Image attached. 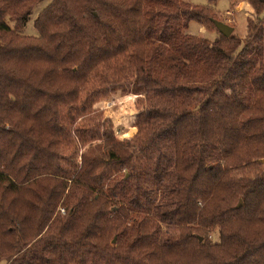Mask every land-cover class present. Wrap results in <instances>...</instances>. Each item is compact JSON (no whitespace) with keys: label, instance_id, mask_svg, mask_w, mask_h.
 <instances>
[{"label":"trees","instance_id":"1","mask_svg":"<svg viewBox=\"0 0 264 264\" xmlns=\"http://www.w3.org/2000/svg\"><path fill=\"white\" fill-rule=\"evenodd\" d=\"M43 1L0 0V264H264V0H236L244 37L219 0H52L23 35ZM129 89L126 161L78 133ZM97 140L99 164L66 163Z\"/></svg>","mask_w":264,"mask_h":264},{"label":"rangeland","instance_id":"2","mask_svg":"<svg viewBox=\"0 0 264 264\" xmlns=\"http://www.w3.org/2000/svg\"><path fill=\"white\" fill-rule=\"evenodd\" d=\"M51 1L52 0H44L33 9L30 16L27 17L25 26L21 31L23 35L33 37L38 36V31L34 26V22L38 18L39 14L51 3ZM184 1L195 5H207V0ZM236 5V0H219L214 9L221 14L222 21L233 28V35L237 37H244L248 30V17L253 16V10L249 11V6H243L238 9L239 5ZM10 25L13 26V23H10ZM186 31L190 34L197 35L211 41H216L219 38L218 31L215 29H207L196 22L190 23ZM140 97L141 94H136L133 89L126 91L119 90L110 98L101 101L95 106V112L97 115L101 114L102 118L96 120L95 123L92 124L91 131H80L78 133V137L79 135L89 137L95 135L96 133L104 135L109 131H112L116 136L117 142L124 144V146L127 147L124 151H119L115 157L124 158L128 161L126 157L133 154L128 146V141H130L137 133V128L134 124L140 114V111L137 110V102ZM76 134L74 133L73 135L77 136ZM100 145H102L101 141H94L85 148H82L77 155L75 147L72 146L65 152L64 157L66 158V163H70L73 159H75L76 163L80 167H83V170L91 169V164L97 165L100 161L97 156H94L91 159V164L89 163L88 165V159H90L91 154L89 151H91V149L95 150ZM135 159L140 161L139 156H136L134 160ZM133 162L137 163L136 161ZM255 173L256 170L254 167L238 172L237 175L239 177H246L254 176ZM60 212L65 214V209L60 208Z\"/></svg>","mask_w":264,"mask_h":264},{"label":"water","instance_id":"3","mask_svg":"<svg viewBox=\"0 0 264 264\" xmlns=\"http://www.w3.org/2000/svg\"><path fill=\"white\" fill-rule=\"evenodd\" d=\"M216 27L219 30V32L226 37H229L233 34V28L225 24L224 22H216ZM261 161L264 162V160H261ZM238 207L239 208L242 207V201H240Z\"/></svg>","mask_w":264,"mask_h":264},{"label":"crops","instance_id":"4","mask_svg":"<svg viewBox=\"0 0 264 264\" xmlns=\"http://www.w3.org/2000/svg\"><path fill=\"white\" fill-rule=\"evenodd\" d=\"M243 6H249V11H252L250 5L247 4V3H245V2H242L241 4H239L238 9L241 8V7H243Z\"/></svg>","mask_w":264,"mask_h":264}]
</instances>
